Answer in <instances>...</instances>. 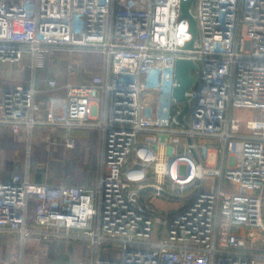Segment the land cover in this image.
Returning a JSON list of instances; mask_svg holds the SVG:
<instances>
[{
	"label": "built area",
	"instance_id": "2783aa9c",
	"mask_svg": "<svg viewBox=\"0 0 264 264\" xmlns=\"http://www.w3.org/2000/svg\"><path fill=\"white\" fill-rule=\"evenodd\" d=\"M181 1L0 0V63L29 51L36 70L66 54L72 77L74 54L104 60L88 81L46 80L47 106L33 85L0 89V136L8 128L28 158L37 138L100 140L92 183L0 178V235L88 244L92 264H264V0H193L192 49ZM178 59L197 65L184 101ZM151 195L184 204L162 216ZM114 247L120 259L105 258Z\"/></svg>",
	"mask_w": 264,
	"mask_h": 264
},
{
	"label": "rangeland",
	"instance_id": "374dc122",
	"mask_svg": "<svg viewBox=\"0 0 264 264\" xmlns=\"http://www.w3.org/2000/svg\"><path fill=\"white\" fill-rule=\"evenodd\" d=\"M193 7L192 4V8ZM80 54V56H75V59H77V63L81 64L82 67H84L90 59L94 60V58H97L100 60L99 62L102 63L104 61L103 56L99 53L83 52ZM65 63H67V61ZM49 69H51V71L58 70L54 65H49ZM77 74H80V70ZM11 85L13 84L0 80V89L7 88ZM240 113L242 114L244 112ZM0 143L4 144L2 136H0ZM14 144L16 146V153H18L17 158L20 159L19 162H24L23 167H26V156H28L26 144ZM4 154L6 155H3L0 151L2 158L3 156H6L4 160L13 159L15 157L13 156V152L5 151ZM99 154V134L93 133L92 136L83 138L80 143L76 140L74 148H66L63 145L48 147V145L39 141L38 138L34 139L29 157L31 160V167L34 169V178L38 175H47L55 182L92 183L97 177L96 161ZM209 160L210 162L214 161L213 154L210 155ZM19 168L21 169L22 166ZM34 178L31 176V181ZM148 198L152 203L151 207L155 211L161 213L162 216L173 214L184 204V201L179 198L172 199L167 196L154 198L152 195ZM0 241H2L0 264H56L55 261L50 262L49 255L55 245L57 243L61 244L62 242L51 240L38 242L37 240L32 239L31 247L25 248V246L21 245L19 242V237L11 234L5 236L0 235ZM105 258L119 260V248H109V250L105 252Z\"/></svg>",
	"mask_w": 264,
	"mask_h": 264
},
{
	"label": "crops",
	"instance_id": "0c3cea01",
	"mask_svg": "<svg viewBox=\"0 0 264 264\" xmlns=\"http://www.w3.org/2000/svg\"><path fill=\"white\" fill-rule=\"evenodd\" d=\"M25 59L21 63H9L4 62L0 63V80L7 81L13 85L20 84L24 87H31L32 85L36 87V89L39 91L38 100L43 102L45 106H47V102L52 97L53 93L49 91V88L46 84V80L54 78L58 81L60 85H64L65 83L71 81L73 83H81L88 81L92 76L99 73V68L102 66V62H99L97 58L90 59L87 64L82 67L81 64L77 63V59H75V56H80V53H76L73 55V63H76V66L78 70H80V74L73 75L72 77H69L67 73V68L65 63L67 61L68 56L66 54H59L60 59L58 63V70L51 71L49 69L50 63L44 67V68H38L34 70L30 67V53L29 51H24ZM57 55V56H59ZM103 61V60H102ZM63 68V69H62ZM55 95L62 97L64 95V91L60 90ZM62 113V112H61ZM93 133L99 134L97 130H89V129H77L73 130L70 134L77 140V142H82L83 138H87L93 135ZM67 132L65 130H61L57 134L58 139H62L63 136H65ZM2 141L3 143H0V151L3 155L5 151L7 152H13V156H15L13 159L4 160L6 156L0 155V178L1 179H9L12 174L17 171L22 176H26V171L28 169L29 179L31 180V176L34 178V169H32L30 164V157L26 156V163L27 166L23 167L24 162L17 163V160H20L17 158L18 153H16V146L14 143L19 144L15 141L13 138L10 130L8 128H5L3 131ZM39 140V139H38ZM79 140V141H78ZM40 141V140H39ZM45 143V142H42ZM26 144V143H24ZM50 147L49 144L45 143ZM32 148V143H31ZM26 149H28V144H26ZM31 151V150H30ZM98 162L99 157L97 158V170H98ZM5 166V167H4ZM22 168L20 169L19 167ZM52 181L55 184L61 183V182H55L49 178L47 175H38L36 178H34L33 182H43V181ZM83 183V182H81ZM72 184H80V183H72ZM19 242L22 244V240L19 237ZM1 245L2 241H0V251H1ZM32 245V239H28L25 242V248L31 247ZM93 259V251L91 249V246L88 244L83 243H69L62 241L61 244L57 243L53 250H51L49 255L50 262L55 261L57 264H92Z\"/></svg>",
	"mask_w": 264,
	"mask_h": 264
},
{
	"label": "water",
	"instance_id": "95a60500",
	"mask_svg": "<svg viewBox=\"0 0 264 264\" xmlns=\"http://www.w3.org/2000/svg\"><path fill=\"white\" fill-rule=\"evenodd\" d=\"M193 0H182L180 4V16L189 21L190 32L192 39L186 44L187 49H192L197 37V26L194 15L191 12V5ZM197 65L190 59H178L175 63V78L177 85L174 88L173 96L177 101H184L186 99L187 91L194 85L196 77L192 75V70H196ZM188 106L184 107L183 113L188 111ZM183 119V115L180 116ZM153 191L151 187H146L139 192V202L145 206L146 195Z\"/></svg>",
	"mask_w": 264,
	"mask_h": 264
},
{
	"label": "trees",
	"instance_id": "16d2710c",
	"mask_svg": "<svg viewBox=\"0 0 264 264\" xmlns=\"http://www.w3.org/2000/svg\"><path fill=\"white\" fill-rule=\"evenodd\" d=\"M60 57H62V56H55V58L52 60V62L50 63V65H54V67H57V69H58V63H59V59H60ZM1 160L2 159H0V162H1ZM51 183H54V182H52V181H50ZM62 183H64V182H62ZM66 184H72V183H66Z\"/></svg>",
	"mask_w": 264,
	"mask_h": 264
}]
</instances>
